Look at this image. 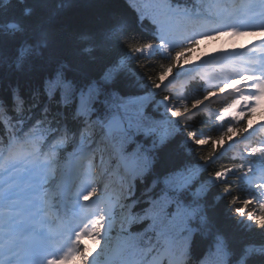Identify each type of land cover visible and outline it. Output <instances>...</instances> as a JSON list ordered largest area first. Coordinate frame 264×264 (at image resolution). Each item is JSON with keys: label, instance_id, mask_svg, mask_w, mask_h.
<instances>
[{"label": "trees", "instance_id": "16d2710c", "mask_svg": "<svg viewBox=\"0 0 264 264\" xmlns=\"http://www.w3.org/2000/svg\"><path fill=\"white\" fill-rule=\"evenodd\" d=\"M140 1L143 3L137 0H0V143L1 139L17 134L28 140L32 131L43 133L48 128L55 129L58 123L64 124L70 136L75 130L71 126L77 125L68 119L67 103L77 89L89 85L98 94L93 97L94 105L98 107L85 108V112L88 110L91 115L106 113L110 106L105 102L109 100L132 99L153 92L152 99L139 109L142 114L154 116L158 101L168 97V92L159 88V78L165 69L178 67L181 60L178 51L168 53L170 57L165 60L159 59L167 54L156 56L152 47L157 44L151 38L172 36L173 26L165 20L169 19L166 9H179L191 15L202 9V0ZM184 19L178 17L176 21L181 23ZM189 48L194 49L195 45ZM109 73L113 74L109 83L95 80ZM214 93V107L203 106L197 112H191L190 119H181L188 125L187 129L180 130L179 126L165 129L150 123L148 128L154 130V134L132 129L122 133L118 140L121 146H130L129 141L133 139L132 145L139 150L143 148L145 153L154 152L157 158L155 162L145 163L149 177L137 175L135 187L128 186L124 203L127 207L126 201L131 203L127 212L132 214V219H125L120 227L115 220L117 215L113 221L107 218L112 227L105 230L95 253L103 246V253L107 254L105 246L109 245L107 241L113 235L125 245L126 239L119 235L125 234L129 242L141 235L136 248L145 263L148 259L144 253L145 245L152 241L161 242V237L172 224V221L160 224L162 220L150 214V208L156 205L153 202L165 201L178 208L189 199L198 206L193 217H187L190 224L173 225L178 235H182L180 240H186L191 246L183 264L205 263L206 258L199 256L203 250L208 251L206 255L215 256L214 264H223L221 257L225 264H264V203L257 193L260 212L256 219L247 220L246 213L252 211L253 205L245 202L253 192L247 185V175L264 166V132L244 140L254 118L232 114L234 91ZM61 95L64 101L59 100ZM10 97L20 103L10 105ZM31 101L45 105L47 110L56 108L66 120L55 113L37 111L33 114L36 106ZM4 104L10 109L14 107L18 115L11 119L13 115L9 116L10 112H7V117L4 116ZM218 108L225 111V119L218 126L221 134L216 137V126L206 129L203 126L198 130L201 122L213 124L219 118ZM32 115L36 123L25 129ZM13 124L23 125L25 131L5 128ZM43 139L40 136L36 143ZM70 147V143H66L64 149L57 151V158L63 159ZM222 148H226V154L218 157L216 153ZM189 162L199 164L200 169L190 166L184 171L182 167ZM191 172L200 177L204 198L195 192L187 178ZM178 174L184 178L174 183L173 176ZM182 183L187 184L182 187ZM145 192L153 196L152 202L147 200ZM178 193H189L193 197L182 200ZM173 215H168L167 219ZM148 225H154L151 233L142 232V228L148 229ZM117 258L127 264L128 253L121 245L116 257L106 261V255L104 264H115Z\"/></svg>", "mask_w": 264, "mask_h": 264}, {"label": "bare ground", "instance_id": "6f19581e", "mask_svg": "<svg viewBox=\"0 0 264 264\" xmlns=\"http://www.w3.org/2000/svg\"><path fill=\"white\" fill-rule=\"evenodd\" d=\"M137 1L141 4L143 3L140 0H137ZM148 7L150 8V6ZM165 20L168 22L167 19ZM170 24H172L173 26L172 36L176 33L177 38L172 40L171 39L172 36L168 38L163 37V36H157V37H152L151 40L157 44V47H152L153 49H155L154 51L156 52V56H162L163 53L167 54L166 57H160L159 59L165 60V58L170 57V55L168 54L170 52H176V51L180 52L179 57L181 61L179 62V65L181 64L182 67H184L186 70H184L182 74L180 88L178 89V92H179L178 100L180 103V107H179L180 113L178 115L176 116L168 115L167 112L164 110V105H159L157 109L153 110L154 116L149 117L145 114H142L141 110L139 109L140 106L142 105L140 103V100H146V93L140 94L136 96L135 98H132V100L127 99V98H124V99L122 98L120 99V101L119 100H109L110 107L107 110V112L106 113L104 112L96 113L94 115H91L88 110L84 113V109L81 106L83 103V100L78 103L75 102L74 104L73 100L78 98L77 95H75L74 99L71 98L70 102L67 103L68 108L70 110V114H69L70 121L76 122L77 126L81 125L80 127L85 135H87L85 131V128L87 126H91L95 128L96 131L103 133L101 137V140L103 141L102 144L100 145L101 143L100 138H98V141L96 142V144L98 146L106 147L107 153H109L111 159H113L112 161H110V169L112 173L110 172V175L101 181V186L96 185L95 182L91 181V179L89 178V180L91 182H94V184H91V182L89 181L87 182V184L89 183V187L91 189L95 190V188H97L96 192L97 190H100L101 187H108L110 185H113V187L111 189L109 188V192H118V191L123 190L122 184H114L115 181L117 182L118 178L121 180V177H124V181L128 186L130 185V186L135 187V177L137 175L141 177L150 176V172L147 170L145 163L147 161L155 162L157 158L156 154L154 152H149V151L145 153L143 148H141L140 149L141 151H140L136 145H132V142H134L133 139L129 141L130 146H121V144L118 143V140L121 137L122 133L129 132V130L132 129L134 132L137 131L138 133L141 131H144L149 134L150 133L154 134L155 131L150 130L148 128V126H151L150 123H152L154 126H164L165 129H168L167 126H170V127L174 126V128L179 126L180 130L187 129L186 126L188 125L185 123H182L183 120L181 119L185 117L186 119H190L191 115L189 114L191 112H194V113L197 112L203 106L204 107H208V106L214 107L213 98H212L213 91L216 88L220 80V75L218 74L216 67L215 66L210 67L211 74L206 78L202 77V74L197 68L195 69L186 68L188 67L190 63L189 59H191L197 53L202 52V49L200 47H195L194 49L189 48V46H191L189 39L194 38L193 36H190L189 30L193 29V33L197 35L204 28L209 27V24L204 20H199L198 22L194 23V25L191 27H187V26L182 27L180 23H177L176 19L172 21ZM187 28H190V29L188 30ZM204 41H209V40L207 38H204ZM198 55L199 54H197L196 57H198ZM174 68H172V70ZM172 70L165 69V71H163V74L171 72ZM15 71L18 72L20 70L15 69ZM163 74L159 78V80H161L160 83H162L163 85L166 84L165 90L171 95L172 93L171 91L172 89H170L171 85L168 84L167 80L166 82H163L164 81L163 80L164 78L162 77ZM112 76L113 74L109 73L106 76H103L95 80L101 81L103 83H109ZM95 80L93 79V81ZM222 80H223V76H222L220 83L221 85L225 87ZM87 88H90V85L89 87L85 86V88H79L75 92H78V94H80L81 96L83 93V90H86ZM173 89H175V87ZM225 90L229 92L226 87H225ZM92 93L93 95H96L95 91H93ZM23 94H26V93H23ZM71 94H73V92ZM147 98L150 99L151 95H148ZM59 100L60 101L63 100V95L59 97ZM9 101L10 102L8 103L12 106L20 103L18 99L15 100L12 97H10ZM94 102H95V98L90 97V101L88 102L87 105L91 103L92 108L98 107L94 105ZM33 103L35 104L36 111L38 112H48V113L60 114V111H58L56 108H53L52 110H47L45 105L39 104L37 102H33ZM64 103L66 104V102ZM116 106L118 107L117 109H116ZM3 111H4V116L6 117H7V112H10L9 116L13 115L11 116V119H13L14 116L18 115L14 107L10 109V108H7L5 104H4ZM217 111L220 115L219 118L217 117V119H215V122L213 124L209 123L208 121L201 122L198 125V130H200L203 126H205V129L208 128L209 126H216L218 130L216 137H218L219 134H221L219 130L220 128L218 126H221L223 119H225V111L223 108H218ZM84 115L86 116L84 117ZM21 126L23 125L17 126L16 124H13L12 127L5 126V128L8 129V131H11L12 129H16L18 132L25 131ZM104 126H111V127H104ZM71 127L73 129H77L76 126H71ZM97 127L99 128L102 127L104 128V130H100ZM61 134H63L62 131H61ZM80 135H81V131L79 130V135L77 136L84 137L85 139V136L83 135L80 136ZM198 137H199V134H198ZM73 138L77 140L76 136H73ZM188 139H191V137L189 136ZM13 140H15V138L1 139L0 144L8 145ZM37 140H38V137H33L32 139H28V140L26 139L25 141L27 143L36 145ZM89 140L90 138H88V142ZM82 143L83 142L76 144L75 147H78V149L75 151H72L71 149V151L68 152V155L70 157H74L75 155H78L79 147L82 146ZM64 147L65 145H62V146L61 144L57 145L58 149H63ZM57 148H53V149L56 150ZM4 153H9V152H4ZM111 153H113L112 156H111ZM216 154L218 157L225 155L226 148H222ZM84 160H85V165L89 167L90 162L86 161V157ZM189 163L190 164L187 163L182 167L184 171L190 166L195 167L196 169H200L199 164L197 163L195 164L192 162H189ZM67 164L69 163L67 162L64 163L65 167L70 168V166H68ZM153 164L154 163H151V165ZM87 167L84 168V171H86ZM73 170H75V167H73L72 171ZM107 173L109 174V172ZM173 177H174V183H178L184 178V176L180 174H178L177 176H173ZM187 178L195 187V192L199 194L202 198H204L205 194L203 192L202 183L199 179L200 177L198 175H194V173L191 172L190 174L187 175ZM246 179H247L246 180L247 184L251 186L253 190L249 200L245 201L246 203L253 205L252 211L246 213V216L248 217L247 220L248 219L251 220V219H256L255 218L256 215L258 214V212H260L257 207L259 203V198L257 197V193L259 194L261 193L259 186H260V180L262 181V178L260 179V175L258 173H253V174L247 175ZM201 180H204V179L201 178ZM56 182L57 184H60L61 180L59 179ZM75 183H76V177L73 175V173H71L70 181L63 182L61 186L56 187V195H58L59 191L62 190L63 188L68 189L67 195H69L72 192ZM186 184L187 183H182V187L185 186ZM145 193H146V196L148 197L147 200L149 202H152L153 196L149 195L148 194L149 192H145ZM100 194H102V192H97V195H100ZM172 194L176 196V193L172 192ZM117 195L118 196L113 195V197H111L112 201L104 204L105 210L103 213L111 221H113V219H115V216L117 215L115 220L118 221L120 224V227H122L125 222V219H132V214L127 212L129 210V206H131V203L129 204V202L126 201L127 204L129 205L127 207L126 204L124 203L125 201L124 196H120V193H117ZM161 197L166 198V196L163 194H161ZM192 197L193 196L189 193H186V194L178 193V198L182 200H185L186 198H192ZM153 203H155L156 205L150 208L149 210L150 214H152L154 218L158 220H162L160 224L165 225V221H172V224L170 227L166 229L167 230L166 235L161 237L162 238L161 242L152 241L149 244L145 245L144 253L149 259L153 260L154 264H182L185 258V254L188 251H190L191 246L187 243L186 240L184 239L180 240L182 235L181 236L178 235L177 228L174 227L173 225L175 223L177 225H180L183 223L190 224L191 221L187 220V217L188 218L193 217L192 216L193 211L196 210L198 206L191 203L189 199L185 204H182L183 207H178V208L175 207L173 203H169L165 201L155 200ZM158 205L163 206V207L167 206V208L163 210V209H160ZM26 207L27 206H24V208ZM122 208L123 209L127 208V210L125 211ZM175 209H177L178 211L175 212ZM170 214H174V215L172 216V218L167 219L168 215ZM108 225H111V224H108ZM147 227L148 229L144 227L142 228L141 231L144 233L146 232L151 233V229L154 227V225H148ZM119 236L126 239L127 244L126 245L121 244L120 240L115 235L111 236L109 240L107 241V244L109 245L105 246L106 252H107L106 254L107 261H110L112 257L117 256L118 248L121 245L128 253V258H129L128 264H135V262L141 258V254L136 248V246L141 241L142 236L141 235L137 237L135 236L134 238H132V241L130 242H129L130 239L125 234H121ZM171 247L174 249V251L170 250ZM183 251H184V254H183ZM207 253H208L207 250H203L201 251V254L199 256L200 257L204 256L206 258L205 264H214V261L216 260L215 256L212 257L210 255H206ZM220 261L223 264H225V261L222 257L220 258ZM114 263L122 264V261L119 258H117V259H114Z\"/></svg>", "mask_w": 264, "mask_h": 264}, {"label": "rangeland", "instance_id": "374dc122", "mask_svg": "<svg viewBox=\"0 0 264 264\" xmlns=\"http://www.w3.org/2000/svg\"><path fill=\"white\" fill-rule=\"evenodd\" d=\"M246 1L250 0H241V4ZM250 10V9H249ZM254 13H245L240 17L235 23L234 27L239 26L242 22H245L246 19H250V22H255V20H260L259 18H252L254 17ZM233 24V23H232ZM233 30H238L234 28ZM240 45H237L235 40L231 37H223L222 39H219L218 44H209L204 47V50L199 54L198 57L194 55L191 59H189L190 63L188 67L190 69L197 68L200 73L202 74L203 78L208 77L211 74L210 67L220 64V60L227 56L231 55L228 53L229 51L237 52V50H241L244 45L250 46V50H264V27H256V28H250L245 31V33L240 37L239 39ZM206 49V50H205ZM249 56L254 57L255 55L253 53L249 54ZM201 65V66H200ZM227 64L221 65L223 69L225 70V66ZM186 70L182 65L180 64L178 67L174 68L171 72L164 73L163 74V82L168 81V84L171 85L172 93L171 95L168 93V97L158 101L160 105H164V110L167 112L170 116H176L180 113L179 107V92L178 89L180 88V82L182 78V74ZM226 78H232V75L228 69L225 71ZM229 80V79H228ZM227 80V82H228ZM162 84V83H160ZM166 85V84H165ZM165 87V86H164ZM175 87V89H173ZM256 85H254L252 88H255ZM259 87V88H257ZM255 89H260V91L257 93V95H253V91L251 89H246L240 97V102H242L240 105L237 106L236 111L237 112H243L253 106L252 100L255 99L256 103L255 106L257 108H260L257 112V120L258 125L261 126L264 124V87L263 85L257 86ZM160 88V87H159ZM165 89V88H162ZM149 95H153V92H150ZM78 98L80 94H77ZM82 103V107L84 105V99H79V102ZM242 100V101H241ZM100 130H104L102 127H97ZM85 131L87 135H85V140H83L82 146L79 147V154L72 157V160L75 164L78 162H82L84 165V159L86 157V161L90 162V166L87 167L86 171L83 172L84 174V180L87 182L94 181L96 185L101 186V181L105 179L107 176L110 175L111 169H110V161L111 157L110 154L107 153L106 147L98 146L96 142L98 141V138H100L103 135V133H100L99 131H96L95 128L91 126H87L85 128ZM81 134L80 136H82ZM88 138H90L88 142ZM84 139V138H83ZM88 142V143H87ZM102 140L100 145L102 144ZM78 149V148H77ZM113 153H111L112 156ZM110 158V159H109ZM46 166L43 165L41 162H32V161H24V162H11L6 164L3 168L0 170V193H2L3 190L9 188L10 181L13 182H19L22 179L24 181H27L30 179L31 175H40L44 172ZM109 172V174L107 173ZM107 173V174H106ZM112 173V172H111ZM58 176V175H57ZM78 179H76L77 184L79 181H83V176H77ZM91 179V181L89 180ZM62 180L61 176L56 177L55 181H50L46 184L44 187V190L49 192V194H54L56 192V187L61 186L62 182L60 184H57V180ZM30 182V181H29ZM94 182H91V184H94ZM124 177H121V180L118 178L117 182L115 181L114 184H122L123 190H124ZM89 185V183H88ZM113 185H110L108 187H101L100 190H97V192H102L100 195H96L94 198H89L87 200L82 199L80 200V197H77L73 202L72 206H76L80 200L79 206H81L82 201H85V204L81 206L82 213L84 215L85 223H89L91 220V217L99 216L101 215L104 210V204L105 201L109 197H113V195L118 196V192H109V188L111 189ZM97 188H95L96 191ZM82 195V192L79 194V196ZM57 202V201H52ZM84 247L78 246L77 251L75 255L72 258H67L66 256L61 257L58 260V263L56 264H91V260H89L85 253H81V250H83ZM80 250V253H79Z\"/></svg>", "mask_w": 264, "mask_h": 264}, {"label": "snow or ice", "instance_id": "6c2138e0", "mask_svg": "<svg viewBox=\"0 0 264 264\" xmlns=\"http://www.w3.org/2000/svg\"><path fill=\"white\" fill-rule=\"evenodd\" d=\"M84 199L87 200V199H89V197L85 196ZM49 264H56V261L55 260H50Z\"/></svg>", "mask_w": 264, "mask_h": 264}]
</instances>
